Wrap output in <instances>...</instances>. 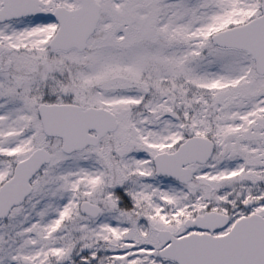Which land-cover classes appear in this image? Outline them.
I'll return each mask as SVG.
<instances>
[{
	"label": "snow or ice",
	"instance_id": "snow-or-ice-1",
	"mask_svg": "<svg viewBox=\"0 0 264 264\" xmlns=\"http://www.w3.org/2000/svg\"><path fill=\"white\" fill-rule=\"evenodd\" d=\"M0 264H264V0H0Z\"/></svg>",
	"mask_w": 264,
	"mask_h": 264
}]
</instances>
